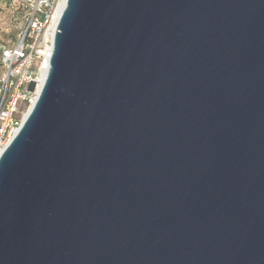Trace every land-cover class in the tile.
I'll return each mask as SVG.
<instances>
[{"label":"water","instance_id":"95a60500","mask_svg":"<svg viewBox=\"0 0 264 264\" xmlns=\"http://www.w3.org/2000/svg\"><path fill=\"white\" fill-rule=\"evenodd\" d=\"M0 264H264V0H67Z\"/></svg>","mask_w":264,"mask_h":264},{"label":"built area","instance_id":"2783aa9c","mask_svg":"<svg viewBox=\"0 0 264 264\" xmlns=\"http://www.w3.org/2000/svg\"><path fill=\"white\" fill-rule=\"evenodd\" d=\"M63 1L24 0L25 29L15 45L0 46V157L38 98L39 77L49 67Z\"/></svg>","mask_w":264,"mask_h":264},{"label":"rangeland","instance_id":"374dc122","mask_svg":"<svg viewBox=\"0 0 264 264\" xmlns=\"http://www.w3.org/2000/svg\"><path fill=\"white\" fill-rule=\"evenodd\" d=\"M25 15L24 0H0V45L13 46L18 42L26 27ZM3 71L0 66V79Z\"/></svg>","mask_w":264,"mask_h":264},{"label":"bare ground","instance_id":"6f19581e","mask_svg":"<svg viewBox=\"0 0 264 264\" xmlns=\"http://www.w3.org/2000/svg\"><path fill=\"white\" fill-rule=\"evenodd\" d=\"M65 1L62 2L61 11H59V15L62 14V12H63V10L65 8V5H66ZM47 72H48V66L46 65L45 69L42 71L41 77H39L38 93L40 92V90L42 88V85H43V83H44V81L46 79Z\"/></svg>","mask_w":264,"mask_h":264},{"label":"trees","instance_id":"16d2710c","mask_svg":"<svg viewBox=\"0 0 264 264\" xmlns=\"http://www.w3.org/2000/svg\"><path fill=\"white\" fill-rule=\"evenodd\" d=\"M0 46H2V45H0ZM0 56H1V51H0ZM0 66H1V64H0Z\"/></svg>","mask_w":264,"mask_h":264}]
</instances>
